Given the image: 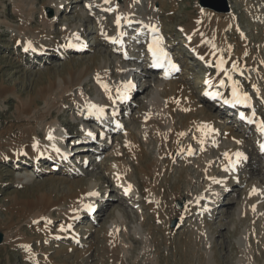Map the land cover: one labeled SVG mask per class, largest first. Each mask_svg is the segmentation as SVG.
Segmentation results:
<instances>
[{"label":"rangeland","instance_id":"374dc122","mask_svg":"<svg viewBox=\"0 0 264 264\" xmlns=\"http://www.w3.org/2000/svg\"><path fill=\"white\" fill-rule=\"evenodd\" d=\"M17 1L0 0V264H264V0H227L228 12L200 0H61L56 7L26 0L36 11L29 25ZM121 8L134 20L122 22ZM204 10L216 23L228 18L221 57L200 55L193 24ZM42 12L52 23L44 54L37 51L42 38L23 44L21 37L45 29ZM66 30L78 39L66 42ZM150 46L179 70L156 67ZM229 57L235 68L220 65ZM103 60L117 86L125 82L118 69L129 71L135 92L104 109L113 123L107 131L85 107L66 102L50 119L65 132L69 151L46 149L35 158L22 150L18 137L27 126L18 105L37 98L44 110L50 83L89 63L94 71ZM94 82H86L87 94L102 100ZM234 88L246 102L235 103ZM157 95L178 103L176 127L149 121ZM202 119L213 135L195 131ZM12 127L16 138L9 139ZM87 127L91 145L83 137ZM228 152L241 155L228 165ZM92 186V209L87 202L85 213L67 215L66 196ZM256 186L261 195L248 202ZM43 196L56 203L52 213L39 208L12 218L15 198L24 206Z\"/></svg>","mask_w":264,"mask_h":264},{"label":"bare ground","instance_id":"6f19581e","mask_svg":"<svg viewBox=\"0 0 264 264\" xmlns=\"http://www.w3.org/2000/svg\"><path fill=\"white\" fill-rule=\"evenodd\" d=\"M16 3H17L15 6L16 9H18V11H21L23 13L25 20L28 22V25H29L31 23V21L35 18V14H36V11L33 7V4L32 5L29 4V2H27L26 0H19ZM60 3H61V0H49V4L52 7H56ZM209 13L210 12H208L207 10H204L201 13L202 17H203L201 23L197 22V23L193 24L195 29H197L196 27H198V30H200L199 35L202 38V48L200 51V55L212 53L214 55H220V57H221V55H223V52L221 50V48L223 46V45H221V43L223 41L222 30H223V28H225L228 18H226V19H221V18L217 19L216 18L217 21L220 20L219 22L216 23L213 15L210 17ZM120 14H121L120 15L121 19H120V17H119V19L122 22L126 23L128 20H131V21L134 20V17L129 13V10L126 8H123V9L121 8ZM210 20H211V22H210ZM41 22H42L43 26H45V29L43 31H33V30L29 29V30H27L28 32L22 33L23 35H21V37L23 39L22 40L23 44L28 42L31 39L32 40H39L42 38L43 39V40L41 39L42 43L37 42V47H38L37 51H41V52L44 51L43 52V54H44L48 50L45 46L47 39L44 36L47 34L48 27H50L52 25V23L50 22L49 19H47L44 16V13L42 15ZM151 26L154 28V27H157L159 25H156L155 23H153V24L151 23ZM158 29H159V27H158ZM64 34L67 38L66 42H68V43L71 42L70 40H73V39L77 40L78 39V37L74 36L73 33L69 32L67 30L65 31ZM156 43H157L156 40H154L152 44L156 45ZM80 48H81V46H80ZM31 50L33 51L34 54L39 53V52H36V50H33V49H31ZM47 53H49V52L47 51ZM222 58H223V56H222ZM162 59L164 60V64L167 67V69H169L168 71H172V69L170 68L169 63H168L169 61H171L170 58L167 59V56H164ZM171 63L173 64V61H171ZM109 65H110L109 62H107L106 60H103L102 65L96 67L94 71H91L92 64H90V63L86 66V68H83V69L80 68L81 70H77L75 68L69 69V71H68L67 75H65V77L64 76L61 78L59 77L56 81H53V83H50L47 86V88H45V90L42 92V97H44L43 101L45 103L44 110L40 111L38 109V106H39L38 101L39 100L37 101V98H34V100L22 101L18 105L19 106V109H18L19 117L18 118H20V120L25 122V125L27 126V128L22 129L20 131V135L18 137V143L17 144H21V143L26 144V146L24 145L25 148L22 150H28V151L32 152L33 154H35V158H39L40 153H43L44 151L46 152L47 150H49L53 153L54 152L56 153L58 151H60V153H61L65 150L69 151L68 149H65L63 147V139L64 138H62V135L65 132L62 129L58 128L57 120L50 119L53 116V110L57 107H64L66 105V102H77L78 104H80L81 106H83L87 109L88 115L89 114L92 116L96 115V122L103 124L100 126L101 130L105 131L104 126L109 128V124H111L112 122L110 123L107 118H103L104 117V115H103L104 109H107L108 106H112L113 108L116 109L117 106L122 101V98H121L122 96H126L127 98H130L131 95H133V94L135 95V92L132 91L133 87H132V83L130 82V79H129L130 72L127 70H123V68L118 69L119 71L122 72L121 79H123L125 82L119 83V86H117L116 83H114L113 81L110 80V76L112 75V71H111V69L108 68V67H110ZM220 65L225 67L226 69H228L229 67L235 68V66H236L235 65V59L233 57H229L227 59H224V61L221 62ZM91 77L94 78V81H95L94 83H96V85H97V91L103 96V98H101L102 100H100V98H98L96 100L91 101V99L89 98V95L87 94L88 90L86 89L85 84ZM104 85H107V89L104 87ZM160 90H161V88H160ZM236 93H237L238 97L242 96L239 91L238 92L236 91ZM233 98L235 99V103H236L237 97L233 96ZM193 103H194V106H196L194 101H193ZM149 104H150V107L147 106V107H149V108H147L148 113H149V119H150L149 121L152 122L153 124H157V128L162 127V129L164 130V128H165L164 126L166 124L167 125L172 124L173 127H176L175 126L176 121H175L173 115H175L174 111L177 107L176 104H178V103H176L175 101L171 103V99L168 103H166V102L162 101L160 99V97L157 95L151 99ZM91 105H95L96 107H91ZM152 110H153V112H152ZM157 118L159 119V122H156ZM204 119H202V121L197 123V127H196L197 129H195V131L200 133L203 136H209V135L211 136V135H213V132H209V130H208L209 126L211 124H208L207 121ZM36 130H42L43 131V133H44L43 139L40 138V136L38 134L39 132L37 133ZM8 131H10V133H11L8 137L9 139L16 138L14 127H12V129H10ZM262 133L264 134V132H262ZM85 134H87V133H85ZM49 136H51L52 138L49 139ZM204 138L206 139V137H203V139ZM90 140H92V136H91ZM37 144H39V146H37ZM19 151H20V149H19ZM237 154L238 153H234V155L233 154L230 155V152H228L226 154V160L229 162L228 165L233 164L234 161L239 158L238 157L239 155H237ZM65 156L67 157V154H65ZM60 160L61 161L64 160V157H61ZM227 168H228V171H232V168H230L229 166ZM117 174L120 175V177H121L118 181L122 182V179H124V176L122 175V173H119V172H117ZM145 174H147V173H145ZM228 187H229L228 185H224L222 189H226ZM73 188H74V186L71 185V189H73ZM95 189L96 188L94 186H92L87 191L78 190L76 193H72L71 195H67L65 200H64V203H69V209L70 210H67L64 212H66L67 215H69V216H71L72 214L85 213V205L87 204V202H91L90 200L93 198H94L93 199V201H94L95 196H96V195H93V197H88L87 195H89V194L87 192L92 191L90 193H96ZM260 195H261V190H260L259 186H256L255 191H253L252 195L249 196L248 202H251L252 200H254L256 198H259ZM149 196L153 197L154 193L153 194L150 193ZM215 197H217V195L214 194V199H215ZM153 200H154V201H152L153 204H156V199H153ZM53 201H52V199L48 198V196H43L42 198L35 200L34 203L32 202V204L29 203V204H26L24 206H21L20 204L18 205L19 200L17 198H15L12 205H14L17 210L13 209L12 218H15L17 216V213H20L21 215H23L22 219H23V217L24 218H28L29 216L31 217V215L33 213H37L36 211L39 208H41L42 211H44V214L49 213V212L52 213L54 206L56 205V203ZM93 201L91 202V205H89V206L93 205V203H94ZM62 204L63 203H61L60 205H62ZM91 209H92V207H91ZM256 209L259 210V207H257ZM86 214H87V212H86ZM17 217H19V216H17ZM37 218H40V216L36 215V219Z\"/></svg>","mask_w":264,"mask_h":264},{"label":"snow or ice","instance_id":"6c2138e0","mask_svg":"<svg viewBox=\"0 0 264 264\" xmlns=\"http://www.w3.org/2000/svg\"><path fill=\"white\" fill-rule=\"evenodd\" d=\"M154 31H155V29H154ZM150 50H152L153 56L156 57L155 66L156 67H165L164 63H162V58L164 56H166L167 54L163 51V49H160L159 53H158L156 49L151 48V46H150ZM168 63H169V66L172 70H176V71L179 70L175 64L171 63V61H169ZM104 87L107 89V85H104ZM233 96L237 97L236 103H243V102H246V100H247V97H238L235 88L233 89ZM121 98L126 99L127 97L122 96ZM225 102L227 103L228 101H225ZM91 107H96V106L91 105ZM242 118H243V114H242ZM249 122H252L251 119H249ZM260 130H261V132H264V122L261 123ZM51 138L52 137L49 136V139H51ZM262 148H264V145H262ZM237 155H241V154H237ZM254 191H255V189H254ZM89 195H97V194L96 193H90ZM87 207H89V209L91 210V206H87Z\"/></svg>","mask_w":264,"mask_h":264},{"label":"water","instance_id":"95a60500","mask_svg":"<svg viewBox=\"0 0 264 264\" xmlns=\"http://www.w3.org/2000/svg\"><path fill=\"white\" fill-rule=\"evenodd\" d=\"M200 4L203 7H209L218 11H230V6L227 0H200Z\"/></svg>","mask_w":264,"mask_h":264}]
</instances>
